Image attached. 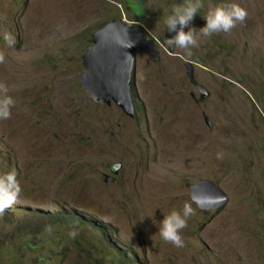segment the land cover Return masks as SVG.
Here are the masks:
<instances>
[{
    "label": "rangeland",
    "instance_id": "rangeland-1",
    "mask_svg": "<svg viewBox=\"0 0 264 264\" xmlns=\"http://www.w3.org/2000/svg\"><path fill=\"white\" fill-rule=\"evenodd\" d=\"M131 1L0 0V82L15 101L0 120V175L15 169L23 189L0 215V264H110L106 252L116 264H264V0H202L197 31L218 4L238 3L248 18L201 36L190 57L166 42L175 33L165 20L185 0H140V12ZM120 18L156 42L153 60L139 49L132 58L130 117L79 82L91 33ZM200 179L223 193L219 204L193 202ZM185 202L196 214L177 248L159 228ZM68 209L86 221L45 218ZM21 220L31 231H17Z\"/></svg>",
    "mask_w": 264,
    "mask_h": 264
},
{
    "label": "water",
    "instance_id": "water-1",
    "mask_svg": "<svg viewBox=\"0 0 264 264\" xmlns=\"http://www.w3.org/2000/svg\"><path fill=\"white\" fill-rule=\"evenodd\" d=\"M129 41L132 43L131 47H128ZM140 42L144 44L141 45ZM137 49L145 52L150 59H154L156 49L154 39L146 36L140 25L127 26L124 19L120 18L108 21L95 29L91 33V43L80 55L84 71L79 76V82L86 95L107 104L112 102L130 117L132 103L128 92L129 71ZM166 50L171 52L169 46ZM192 64L184 60L187 78L199 91L201 98L204 92L193 79ZM204 187L212 193L204 194ZM189 192L190 198L197 201L201 207L217 205L224 196L208 179H200L189 184ZM211 196L215 198L212 199Z\"/></svg>",
    "mask_w": 264,
    "mask_h": 264
},
{
    "label": "clouds",
    "instance_id": "clouds-1",
    "mask_svg": "<svg viewBox=\"0 0 264 264\" xmlns=\"http://www.w3.org/2000/svg\"><path fill=\"white\" fill-rule=\"evenodd\" d=\"M203 6L202 0H185V3L173 6L171 14L165 20L167 31L175 33L174 36L167 39V44L182 49L189 57L193 55L192 49L199 46L198 42L201 36L211 37L216 33H231L238 24H243L248 18L247 9L238 3L218 4L209 8L207 15L204 17L206 25L197 31L190 25ZM185 28H188V30L185 31ZM146 36L148 35L146 34ZM4 40L9 47H14L17 43L16 37L11 33H5ZM131 46L132 43L129 41L128 47ZM128 56L131 57V55ZM4 59V54L0 53V63H3ZM190 83L192 84V82ZM8 92L9 88L6 83L0 82V120H8L12 117V108L15 106V101L12 96L8 95ZM128 92L131 98L130 86ZM222 158L223 153H217V159ZM22 191L23 189L17 179V171L15 169L0 175V215H3L7 209L17 203ZM195 214L196 210L192 207V203L185 202L181 210H172L168 215L164 216L159 228L162 240L177 248L184 247V239L181 233L188 227L189 219ZM89 222L93 225L92 221ZM93 227L100 231L101 234L104 233V229L99 226ZM45 230L50 233L52 226H46ZM69 235L75 238L78 235V231L72 228Z\"/></svg>",
    "mask_w": 264,
    "mask_h": 264
},
{
    "label": "trees",
    "instance_id": "trees-1",
    "mask_svg": "<svg viewBox=\"0 0 264 264\" xmlns=\"http://www.w3.org/2000/svg\"><path fill=\"white\" fill-rule=\"evenodd\" d=\"M135 1L141 7V10H139V12L142 11L143 6L140 0H132L131 2L133 4V7L136 8ZM263 180H264V177H263ZM61 212H64V213H59V211H57L56 213H46L45 218H48L49 220L57 222V223L74 222V221L75 222H85L86 221L85 218L81 214H78L77 212L73 210L68 209L67 211H61ZM16 229L19 232H23L26 229H29V231H31V226L28 223V220H21L16 225ZM9 237H13V235L8 233V238ZM109 244L111 247H114L113 242H109ZM16 248H18V245H16L15 249ZM105 255L108 256V258L110 259V264H116L117 260H114L112 256L109 255V253L106 252ZM119 258L123 260L122 252H119Z\"/></svg>",
    "mask_w": 264,
    "mask_h": 264
},
{
    "label": "bare ground",
    "instance_id": "bare-ground-1",
    "mask_svg": "<svg viewBox=\"0 0 264 264\" xmlns=\"http://www.w3.org/2000/svg\"><path fill=\"white\" fill-rule=\"evenodd\" d=\"M141 45H143L144 43L140 42ZM210 198L214 199L215 196H211ZM212 204V203H211Z\"/></svg>",
    "mask_w": 264,
    "mask_h": 264
}]
</instances>
